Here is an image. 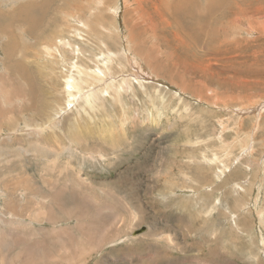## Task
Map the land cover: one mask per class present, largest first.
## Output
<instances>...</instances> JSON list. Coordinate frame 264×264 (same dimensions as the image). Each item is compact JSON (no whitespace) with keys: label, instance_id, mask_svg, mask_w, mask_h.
Wrapping results in <instances>:
<instances>
[{"label":"rangeland","instance_id":"rangeland-1","mask_svg":"<svg viewBox=\"0 0 264 264\" xmlns=\"http://www.w3.org/2000/svg\"><path fill=\"white\" fill-rule=\"evenodd\" d=\"M185 1L0 0V264H264V0Z\"/></svg>","mask_w":264,"mask_h":264},{"label":"bare ground","instance_id":"bare-ground-1","mask_svg":"<svg viewBox=\"0 0 264 264\" xmlns=\"http://www.w3.org/2000/svg\"><path fill=\"white\" fill-rule=\"evenodd\" d=\"M183 1H184V0H183ZM186 1H187V0H186ZM186 1H185V2H186ZM189 1H190V0H189ZM193 1H194V0H193ZM224 1H225V0H224ZM227 1H229V0H227ZM236 1H237V0H236ZM238 1H239V0H238ZM176 2H177V1H176ZM221 2H222V3H228V4H229V2H223L222 0H221ZM230 2H231V0H230ZM234 2H235V1H234ZM231 3H232V2H231ZM231 3H230V4H231ZM246 3H247V2H246ZM184 4H186V3H182V5H184ZM193 4H194V3H193ZM232 4H234V3H232ZM170 5H171V4H170ZM191 5H192V4H191ZM196 5H197V4H196ZM220 5H221V4H220ZM225 5L227 6V4H224V6H225ZM234 5H236V4H234ZM172 6H174V7H173L172 12H171L170 14L173 15V16H180L181 19H182V16H183V17H185V18H188L189 20H190V19H191V20L194 19V21H195L196 18H197V15H199V14H196V13L194 12L195 10H193V9H190V10L188 9V10H187V7H183V6L179 5V4H176L175 2H174V5H172ZM185 6H186V5H185ZM224 6H223V7H224ZM229 6H231V5H229ZM229 6H228V7H229ZM236 6H238V5H236ZM189 7H190V6H189ZM223 7H221V8H223ZM213 8H215V7H213ZM217 8H219V7H217ZM221 8H219V9H221ZM24 9H25V8H24ZM24 9H23V11H24V13L26 14V13L28 12V10H27V12H26ZM196 9H198V7H197ZM23 11L21 10L22 13H23ZM217 11H220V10L217 9ZM221 11H222V12H221ZM221 11H220L221 13H220L218 16H224V15H226V14H233V15H234V12H233V9H232V8H229V9L227 10L226 7H225V9H224V10H221ZM21 12H20V15H21V17H22L23 14H21ZM31 12H32V11H31ZM31 12H29V13H31ZM209 12H210V14L208 15V14L206 13L205 18H206V17H209L210 15L212 16L213 14H215V11H214V10H211V11H209ZM209 12H208V13H209ZM17 13H18V12H17ZM17 13H16V14H17ZM32 13H33V12H32ZM198 13H199V11H198ZM25 14H24V15H25ZM40 14H41V13H40ZM40 14H39V17H41L43 13L41 14V16H40ZM4 15H5V14H4ZM12 15H15V13H13ZM17 15H19V14H17ZM20 15H19V16H20ZM201 15H203L202 12H201ZM201 15H200V16H201ZM207 15H208V16H207ZM215 15H217V13H216ZM31 16L34 17V14H33V15H29V14L27 13V16H26V15L23 16V17L25 18V20H24L23 17H22L23 20L20 18L19 21H18V20H16V21L21 22V20H22V21L25 22L26 19H28V18H26V17H29L28 20H30L31 18L33 19V17H31ZM15 17H16V16H15ZM15 17H14V18H15ZM30 17H31V18H30ZM39 17H38V15H37V17L35 16V20H36L37 18H39ZM214 17H215V16L213 15L211 18H214ZM5 18H7V17H5ZM12 18H13V17H12ZM17 18L19 19V17H17ZM176 18H179V17H176ZM200 18H201V17H200ZM211 18H209V19L212 20ZM179 19H180V18H179ZM203 19H204V17H203ZM207 19H208V18H207ZM207 19L202 20V26L206 23V20H207ZM33 20H34V19H33ZM40 20L42 21V17L40 18ZM40 20H36V21L38 22V21H40ZM197 20H199V19H197ZM210 20H209V21H210ZM13 21H14V20H13ZM41 21H40V22H41ZM184 21H185V19H184ZM192 21H193V20H192ZM214 21H215V19H214ZM216 21H219V20L217 19ZM27 22L29 23V26H30V25H31V24H30L31 22L26 21L25 23H27ZM40 22H39V23H40ZM182 22H183V21H182ZM185 22H187V21H185ZM188 22L190 23L191 21H188ZM210 22H211V21H210ZM194 23H195V22H193V24H194ZM207 23L210 24L209 22H207ZM211 23H212V22H211ZM213 23H217V22H213ZM6 24H7V23H6ZM20 24H21V23H20ZM33 24H34V23H33ZM183 24H184V23H183ZM199 24H200V23L198 22V25H199ZM21 25H23V24H21ZM25 25H26V24H24V26H25ZM27 25H28V24H27ZM35 25H36V24H35ZM187 25H188V27H189V24H188V23H187ZM191 25H192V24H190V26H191ZM194 25H195V24H194ZM194 25H192V26H194ZM212 25H213V24H212ZM216 25H217V24H216ZM1 26H2V25H1ZM5 26L7 27V25H5ZM10 26L12 27V25H10ZM10 26H9V27H10ZM31 26L33 27V25H31ZM196 26H197V24H196ZM200 26H201V24H200ZM204 26H205V25H204ZM6 27H5V28H6ZM205 27H206V26H205ZM0 28H1V27H0ZM7 28H8V27H7ZM186 28H187V26H186ZM189 28H190V27H189ZM193 28H194V27H193ZM196 28L198 29V30H196V32H197V31H201V30H199L198 27H196ZM206 28H208V30L211 31V29H210L208 26H207ZM212 28H213V26H212ZM3 29H4V26H3ZM10 29H11V28H10ZM13 29H14V28H13ZM177 29L182 31L183 27H182L181 25H178ZM191 29H192V28H191ZM200 29H201V27H200ZM31 30L33 31L32 28H31ZM194 30H195V28H194ZM202 30H203L202 32H204V33H205V32H206V33L208 32V30H206V31L204 30V27L202 28ZM0 31H1V33L3 32L2 29H1ZM8 31H10V30H8ZM11 31H12V29H11ZM167 31H168V30H167ZM172 31H173V30H172ZM212 31H213V30H212ZM212 31H211V32H212ZM26 32H27V31H26ZM170 32H171V30H170ZM211 32H210V33H211ZM20 33H21V32H20ZM30 33H32V32L29 31V34H30ZM192 33H193V32H192ZM21 34H22V33H21ZM179 34H180V33H178V35H177L178 37H179ZM182 34H183V33H182ZM186 34H187V33H186ZM194 34H195V32L193 33V35H194ZM197 35H198V33H197ZM197 35H196V37H197ZM206 35L209 36V32H208ZM211 35H212V34H211ZM211 35H210V36H211ZM215 35H217V34H215ZM0 36H1V35H0ZM3 36H4V35H3ZM27 36H28V35H27ZM174 36H175V35H174ZM180 36H181V35H180ZM190 36H191V34H190ZM212 36H213V35H212ZM1 37H2V36H1ZM184 37H185V36H184ZM216 37H217V36H216ZM11 38H12V36H11ZM188 38H189V37H188ZM193 38H194V37H193ZM197 38H199V37H197ZM200 38H201V37H200ZM209 38H210V37H209ZM25 39H26V38H25ZM179 39L182 40L181 38H179ZM184 39H185V38H184ZM210 39H211V38H210ZM210 39H209V40H210ZM213 39H214V41H216L215 38H213ZM13 40H14V38H13ZM21 40H22V39H21ZM171 40H172V39H171ZM198 40H199V39H198ZM201 40H202V39H201ZM177 41H178V40H177ZM184 41H185V40H184ZM186 41H189V40H186ZM206 41H207V39H206ZM212 41H213V40H212ZM181 42H182V41H181ZM190 42H191V41H190ZM171 43H172V42H171ZM182 43H184V42H182ZM191 43H192V42H191ZM191 43H190V45H192ZM199 43H200V40H199ZM208 43H211V42L208 41ZM188 44H189V43H188ZM193 44H194V43H193ZM11 45H12V44H11ZM183 45H185V44H183ZM194 46H195V45H194ZM188 47H189V45H188ZM202 47H203V46H202ZM196 48H197V47H196ZM183 50H184V49H183ZM192 50H193V48H192ZM194 51H195V50H194ZM236 207H237V206H236ZM17 218H18V217H17ZM92 230H93V229H92ZM89 232H91V231H89ZM144 232H145V231H144ZM144 232H143V233H144ZM93 233H94V232H93ZM143 233H141V234H143ZM141 234H138V235H141ZM35 236H36V235H35ZM67 250H68V249H67ZM61 254H62V253H61ZM57 255H58V254H57ZM256 260H257V259H256ZM210 263H211V262H210Z\"/></svg>","mask_w":264,"mask_h":264},{"label":"water","instance_id":"water-1","mask_svg":"<svg viewBox=\"0 0 264 264\" xmlns=\"http://www.w3.org/2000/svg\"><path fill=\"white\" fill-rule=\"evenodd\" d=\"M144 231H146V228H145V227H143V228H140L139 230H137V231L133 232V235H138V234H141V233H143Z\"/></svg>","mask_w":264,"mask_h":264}]
</instances>
